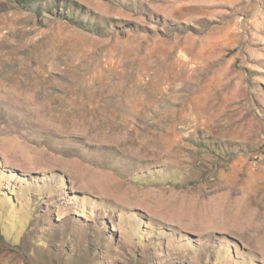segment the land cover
I'll return each mask as SVG.
<instances>
[{
    "label": "rangeland",
    "instance_id": "1",
    "mask_svg": "<svg viewBox=\"0 0 264 264\" xmlns=\"http://www.w3.org/2000/svg\"><path fill=\"white\" fill-rule=\"evenodd\" d=\"M17 205L47 257L3 229L0 264H264V0H0Z\"/></svg>",
    "mask_w": 264,
    "mask_h": 264
},
{
    "label": "trees",
    "instance_id": "2",
    "mask_svg": "<svg viewBox=\"0 0 264 264\" xmlns=\"http://www.w3.org/2000/svg\"><path fill=\"white\" fill-rule=\"evenodd\" d=\"M12 191H14V190H12ZM10 194L11 195L8 198V201H6V203L4 204V206L9 205V207L11 208L12 206H16V205L12 203V200H14L12 198L13 197V193H10ZM31 202H33V204H31ZM26 206H30L33 209H38L39 206H41V201L40 200H37V201L35 200V202H34V200L32 201L31 199H29V202L26 203ZM3 207L0 208V211L3 210ZM18 212H19V208H18V205H17V210L14 211V213H15V220H16V222H15L14 225H16V226L13 228V224L7 225V227H5L3 225H0V231H1V233H2V230L5 229V231L7 233H9L10 235H11V233L15 234V236H17L18 234H20L23 237H25L26 235H28V239L29 238L31 239L30 241L32 242V245L38 250L37 251V254L40 255L41 258L46 259V257H47L46 251L48 249L47 247H48V245L50 243V240L52 239L51 232L49 231V228H45L44 229V223H43L42 220H39V219L38 220L36 219V221H33V220L30 219L28 223L25 222V221L23 222L22 221V218L20 217V215L18 214ZM42 217H43V219H45L46 215H42ZM47 218H48V216L45 219L46 221H47ZM40 219H42V218H40ZM27 227H32V228H30L28 234H25V230H27ZM12 229H14V232H12ZM2 237H3V235H2ZM144 237H145L144 235L143 236H139V240L136 241V243L139 246L137 248V260H140L141 259L140 252H139V248L141 247V245H143L144 247L148 248V255L150 256V255H152V252H153L154 248L156 247L155 244L157 245V242H158L154 237L151 240H146ZM142 238L145 239L144 242H141ZM25 239L26 240H24V244H26V245L24 246V248H26V247L28 248L29 241H28L27 238H25ZM89 240H91V238ZM99 240H101V242H99L100 244L103 243V246L102 247L104 248V246H105V236L102 234L101 237L98 239V241ZM107 242H106V245H107ZM88 245H90L91 251H89V254H90V256L92 258L95 257V256H98V254L101 253V250L100 249L98 250L97 248H94L93 245L91 244V242H89ZM49 247H50L49 248V253H50V250H52V252L50 254L51 255H54V253H55V251L57 249H52L51 248L52 247L51 245ZM70 253H71V251H69L68 248L64 249V251L62 253L60 252L59 255L60 256L62 255V261H64L66 259L65 261L67 262L69 260V257L68 256H69ZM66 255H68V256H66ZM72 256H74V258L72 259L73 262L75 264H77V262L79 261L77 259L78 258L77 255H72ZM147 260L149 261L150 259L148 258ZM181 263L183 264V262H181Z\"/></svg>",
    "mask_w": 264,
    "mask_h": 264
},
{
    "label": "bare ground",
    "instance_id": "3",
    "mask_svg": "<svg viewBox=\"0 0 264 264\" xmlns=\"http://www.w3.org/2000/svg\"><path fill=\"white\" fill-rule=\"evenodd\" d=\"M218 13V12H217ZM202 14V13H201ZM235 24V23H234ZM228 26V25H227Z\"/></svg>",
    "mask_w": 264,
    "mask_h": 264
}]
</instances>
